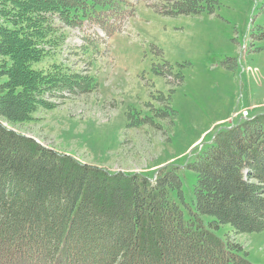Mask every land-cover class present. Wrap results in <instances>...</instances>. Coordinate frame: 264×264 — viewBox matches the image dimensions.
<instances>
[{
	"label": "trees",
	"instance_id": "16d2710c",
	"mask_svg": "<svg viewBox=\"0 0 264 264\" xmlns=\"http://www.w3.org/2000/svg\"><path fill=\"white\" fill-rule=\"evenodd\" d=\"M119 0H0V264H252L214 230H264V130L258 117L221 127L186 168L196 174L185 219L178 165L151 182L45 147L20 127L94 78L50 61L63 27L107 31ZM202 0H159L165 15ZM235 64V63H234ZM209 216L210 221H202Z\"/></svg>",
	"mask_w": 264,
	"mask_h": 264
},
{
	"label": "rangeland",
	"instance_id": "374dc122",
	"mask_svg": "<svg viewBox=\"0 0 264 264\" xmlns=\"http://www.w3.org/2000/svg\"><path fill=\"white\" fill-rule=\"evenodd\" d=\"M157 1L119 0L107 31L93 21L63 27L50 61L92 75L95 88L65 93L20 127L3 124L111 172L153 177L165 163L178 165L187 219L196 174L186 164L212 130L243 108L264 130V0H202L200 13L178 15L163 14ZM233 229L224 223L214 232L264 264V230Z\"/></svg>",
	"mask_w": 264,
	"mask_h": 264
},
{
	"label": "crops",
	"instance_id": "0c3cea01",
	"mask_svg": "<svg viewBox=\"0 0 264 264\" xmlns=\"http://www.w3.org/2000/svg\"><path fill=\"white\" fill-rule=\"evenodd\" d=\"M227 118H228V117H227ZM227 118L219 119V120H217L215 123H219L220 121H224V120L227 119Z\"/></svg>",
	"mask_w": 264,
	"mask_h": 264
},
{
	"label": "built area",
	"instance_id": "2783aa9c",
	"mask_svg": "<svg viewBox=\"0 0 264 264\" xmlns=\"http://www.w3.org/2000/svg\"><path fill=\"white\" fill-rule=\"evenodd\" d=\"M243 113L245 114L246 112L244 111Z\"/></svg>",
	"mask_w": 264,
	"mask_h": 264
}]
</instances>
